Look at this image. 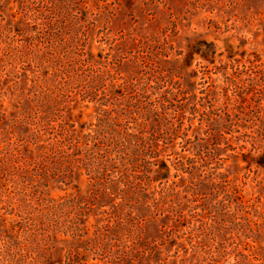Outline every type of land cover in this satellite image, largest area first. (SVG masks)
I'll use <instances>...</instances> for the list:
<instances>
[{
    "label": "rangeland",
    "instance_id": "rangeland-1",
    "mask_svg": "<svg viewBox=\"0 0 264 264\" xmlns=\"http://www.w3.org/2000/svg\"><path fill=\"white\" fill-rule=\"evenodd\" d=\"M24 1L0 0V152L13 154H0L2 237L19 240L17 200L88 193L85 176L17 171L20 151L37 154L50 128L87 134L131 82L167 107L158 130L173 141L153 162L169 170L150 167L153 185L196 194L223 242L210 264H264V0H59L48 43L22 20ZM160 225L137 232L158 242Z\"/></svg>",
    "mask_w": 264,
    "mask_h": 264
},
{
    "label": "trees",
    "instance_id": "trees-1",
    "mask_svg": "<svg viewBox=\"0 0 264 264\" xmlns=\"http://www.w3.org/2000/svg\"><path fill=\"white\" fill-rule=\"evenodd\" d=\"M58 1L25 0L22 5V20L32 24L39 42L48 43L51 17L60 13ZM119 93L118 103L102 109L87 134L50 128L55 132H48L50 140L37 154L19 150L13 160L17 171L53 169L56 181L65 185L75 174L77 180L85 176L88 193L17 200L11 209L20 218L19 240L0 234V264L211 263L207 256H214L223 242L198 210L196 194L168 185L167 177L153 185L150 167L169 170L165 161L153 162L160 147L173 141L169 130H158V121H167V107L160 99L149 101L135 83H122ZM10 150L0 152L4 159L9 160ZM243 204L240 197L242 209ZM149 220L161 224L158 242L137 232ZM166 245L174 252L167 250L160 258Z\"/></svg>",
    "mask_w": 264,
    "mask_h": 264
}]
</instances>
